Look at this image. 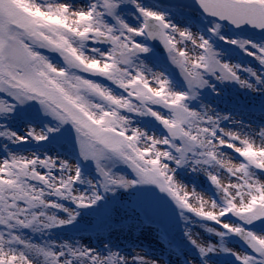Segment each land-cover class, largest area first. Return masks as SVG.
Masks as SVG:
<instances>
[{
	"label": "snow or ice",
	"instance_id": "snow-or-ice-1",
	"mask_svg": "<svg viewBox=\"0 0 264 264\" xmlns=\"http://www.w3.org/2000/svg\"><path fill=\"white\" fill-rule=\"evenodd\" d=\"M0 264H264V0H0Z\"/></svg>",
	"mask_w": 264,
	"mask_h": 264
}]
</instances>
